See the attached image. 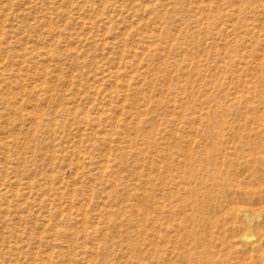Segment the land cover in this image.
<instances>
[{"label":"rangeland","instance_id":"rangeland-1","mask_svg":"<svg viewBox=\"0 0 264 264\" xmlns=\"http://www.w3.org/2000/svg\"><path fill=\"white\" fill-rule=\"evenodd\" d=\"M0 264H264V0H0Z\"/></svg>","mask_w":264,"mask_h":264}]
</instances>
